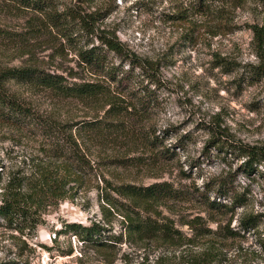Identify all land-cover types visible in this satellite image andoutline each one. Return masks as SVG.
<instances>
[{"label": "rangeland", "instance_id": "rangeland-1", "mask_svg": "<svg viewBox=\"0 0 264 264\" xmlns=\"http://www.w3.org/2000/svg\"><path fill=\"white\" fill-rule=\"evenodd\" d=\"M191 2L55 0L58 11L67 8L92 17L93 34L70 23L72 45L54 31L33 29V15L27 11H0V69L34 66L67 82L97 83L105 92L96 99L77 100L9 82L11 94L59 120H100L127 127L118 133L101 131L87 140L92 173L31 238L0 226V264H188L187 258H180L184 248L176 239L126 229L129 209L168 219L184 235L190 233L181 224L196 216L213 230L212 220L229 222L237 235L221 241L224 255L212 264H264V167L255 165L246 173L245 157L232 153L231 147V142L264 147V75H244L250 66L264 65V48L256 53L248 30L252 24L264 29V0H243L230 11L223 28L194 14ZM100 34L115 36L127 50L150 62L152 71L132 70L107 51L109 67L124 74L120 82L86 69L77 50L101 47L96 37ZM137 88L150 94L151 105L138 104L130 92ZM113 100L121 108L115 115L109 113ZM17 138L11 129L0 127V166L7 168L34 150L31 140ZM155 138L158 143L152 144ZM160 182L183 192L207 191L210 200L221 186L229 196L244 195L246 203L225 216L204 210L194 199L159 205L156 213L147 214L112 190ZM221 202L228 204L226 199ZM247 216L256 217L255 228L241 229L239 220ZM68 223H99L106 237L122 235V241L101 250L67 232Z\"/></svg>", "mask_w": 264, "mask_h": 264}, {"label": "trees", "instance_id": "trees-1", "mask_svg": "<svg viewBox=\"0 0 264 264\" xmlns=\"http://www.w3.org/2000/svg\"><path fill=\"white\" fill-rule=\"evenodd\" d=\"M242 1L192 0L190 6L194 14L214 23V28H223L229 23L230 11L241 7ZM13 9L31 13L33 18L30 20V25L33 29L46 28L54 31L65 39L68 45H72L74 40L73 30H69L71 22L76 24L78 31L86 35L94 33L89 20L91 16L88 19V16L67 8L58 11L55 0L0 2V11ZM248 30L252 34L253 44L257 46L255 51L260 55V51L264 48V29L252 24L248 26ZM96 37L101 47L92 46L89 49L77 50L79 62L89 71L103 73L113 82H120L118 80L123 79V72L110 68L107 64L106 51L124 59L128 68L132 70L139 69L143 74L152 71L150 62L127 50L115 36L100 34ZM224 66L228 67L229 64L226 63ZM244 73L249 78L261 77L264 75V65L250 66V70H244ZM9 82L42 87L63 95L60 97L77 100L96 99L105 92L97 83L67 82V79L61 75L51 74L34 66L0 69V127L11 129V133L16 135L19 141L28 139L35 145L34 150L7 168L3 164L0 166V226L31 238L45 218L57 210L61 202L73 195V192L82 188L85 179L92 173L91 160L85 153L87 140H93L94 134H99L101 131L118 133V130L126 131L127 127L120 129L112 122L100 120L66 121L51 117L11 94L7 87ZM130 92L135 93L134 99L138 100L141 107L151 105L152 97L145 89L137 88ZM110 104L111 115L120 112L121 108L114 103V100ZM157 139L155 138L151 143H158ZM232 146H234L232 153L236 152L239 156L245 157L242 167L246 173L252 171L255 165L264 167V147L236 145L231 142ZM112 190L147 214L156 213L159 205L167 206L170 203L177 204L194 199L204 210L207 209L214 215L225 216L235 207H242L246 203L244 195L229 196L228 190L221 186L215 190L216 197L211 200L207 191L199 192L196 189L193 192H183L176 190L168 182L142 187L120 185L113 187ZM104 197L105 202L111 204L108 194ZM221 199H226L228 204L221 202ZM103 209L106 211L105 208ZM125 219L126 229L129 231H143L176 239L179 247L184 248L182 253L180 252V258H187L188 264H212L223 254L221 241L237 235L236 231L230 229L229 222L223 225L222 222L212 220L216 223L213 230L200 216L181 224L187 226L190 233L188 235L175 229L170 220L156 219L150 215L143 216L139 210L129 209ZM239 225L244 230L255 228L256 217L242 218L239 220ZM65 230L76 233L83 243L101 250L122 241V235L106 237V229L99 223H92L89 226L68 223L65 225Z\"/></svg>", "mask_w": 264, "mask_h": 264}]
</instances>
